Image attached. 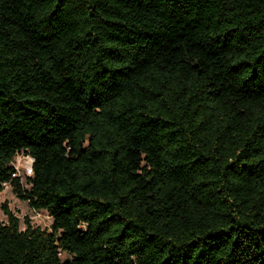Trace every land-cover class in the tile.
I'll list each match as a JSON object with an SVG mask.
<instances>
[{"label":"trees","instance_id":"1","mask_svg":"<svg viewBox=\"0 0 264 264\" xmlns=\"http://www.w3.org/2000/svg\"><path fill=\"white\" fill-rule=\"evenodd\" d=\"M4 184L0 264H264V0H0Z\"/></svg>","mask_w":264,"mask_h":264},{"label":"rangeland","instance_id":"2","mask_svg":"<svg viewBox=\"0 0 264 264\" xmlns=\"http://www.w3.org/2000/svg\"><path fill=\"white\" fill-rule=\"evenodd\" d=\"M27 155L24 153L17 154L12 163L19 169V179L25 188H28L26 184V175L24 170V163L27 161ZM6 207L17 217L19 220L20 230L25 229L24 219L27 218L33 227H38L41 230H50L52 219L45 211L32 209L27 201H22L16 198L12 188L7 185L3 187L0 192V221L5 223L6 216L2 209V206Z\"/></svg>","mask_w":264,"mask_h":264},{"label":"built area","instance_id":"3","mask_svg":"<svg viewBox=\"0 0 264 264\" xmlns=\"http://www.w3.org/2000/svg\"><path fill=\"white\" fill-rule=\"evenodd\" d=\"M27 161L24 163V170H25V175L27 177L32 175V163H33V159L27 155ZM11 166L13 168V173H12V177H19V169L14 166V164L11 162ZM8 184H4L3 187L7 186Z\"/></svg>","mask_w":264,"mask_h":264}]
</instances>
